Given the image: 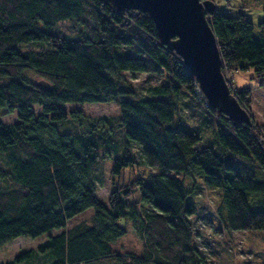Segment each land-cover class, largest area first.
<instances>
[{"label": "trees", "instance_id": "16d2710c", "mask_svg": "<svg viewBox=\"0 0 264 264\" xmlns=\"http://www.w3.org/2000/svg\"><path fill=\"white\" fill-rule=\"evenodd\" d=\"M209 1L222 73L252 67L264 84V7L255 36L243 9L231 8L229 0L221 7ZM134 72L147 73L153 83L145 94L124 75ZM227 83L246 109L251 89ZM197 87L181 57L160 41L147 12L118 9L112 0H0V151L14 180L0 188V245L64 227L68 218L93 209L87 224L50 234L36 249L0 264H32L39 255L43 264H209L194 242L187 207L197 187L185 179L193 173L222 188L228 230L264 229L263 142L252 121H232ZM95 102H116L119 111L89 117L65 108ZM14 111L17 121H2ZM211 116L213 142L191 126L207 124ZM62 120L78 128L60 131ZM115 127L136 142L142 162L183 176L138 173L112 182L107 201L99 200L106 154L114 155L111 176L138 163L129 145L118 154ZM136 189L139 199L128 201ZM125 218L141 242L138 253L114 248L126 231L118 220Z\"/></svg>", "mask_w": 264, "mask_h": 264}, {"label": "rangeland", "instance_id": "374dc122", "mask_svg": "<svg viewBox=\"0 0 264 264\" xmlns=\"http://www.w3.org/2000/svg\"><path fill=\"white\" fill-rule=\"evenodd\" d=\"M214 1L221 7L227 0ZM229 6L233 9H243L247 18L253 23L252 33L255 36L260 35L262 30L258 25V21L262 18L264 0H229ZM146 74L147 73L143 72H134L132 74L124 73L125 77L133 83L135 90L140 95L145 94L147 87L153 84L149 80H146L148 77ZM223 74L232 88L242 89L243 87H247L251 89L249 94L250 105L246 106L247 110H245L251 113L252 118H250L258 134V139L260 138L259 140L262 141L264 145V84H260V77L256 76L252 67L234 69L231 72L226 70ZM29 75L33 74L29 73ZM32 78L38 82L42 80L37 76H32ZM65 108L68 110L79 109L89 117L114 116L119 111L116 102L71 103L66 105ZM181 114L185 120L189 122V125L194 124L195 119L192 115H187L185 111H182ZM1 119L4 122H15L18 118L16 111H14L9 115L3 116ZM207 122V124L202 122L191 126L194 127L200 139L213 142L215 132L211 126L215 124L214 116H211L210 121ZM57 126L60 131H67L73 127L78 128L76 124L68 126L66 120L59 121ZM112 134L119 144L120 152L118 154L121 153L126 145H129L131 146L132 152L136 155L138 163L133 162L131 165L125 166L120 174L111 176L110 166L114 155L112 151L105 155L102 160L104 182L98 187L95 193L96 197L102 202L105 203L107 201L111 186L113 185L112 182L127 181L138 173L164 172L178 178L183 176L181 172L173 170L166 171L159 167L145 164L141 161L142 156L134 140L122 135L117 127L114 128V133L112 132ZM256 167L257 165L252 162L253 172L257 176H261L256 173ZM13 181L14 180L10 176V168L5 162L4 154L0 151V188L5 189L12 187L14 184ZM192 182H195L197 189L196 191L192 189L187 207L191 209L190 220L192 221V227L195 232L194 242L209 264H264V229L246 228L232 231L228 230L223 222L225 210L224 208H220L222 204V188L220 186L205 184L201 175L197 173H193L191 177L188 176L185 179V183L188 187L192 186ZM137 199H139V191L136 189L131 192L127 200L134 201ZM92 212V207H88L68 218L64 227L53 228L34 237L17 236L8 240L0 245V263L12 260L17 255L29 249H36L37 245L50 234H55L77 223L79 224L82 222L87 224ZM118 223L125 227L126 231L116 240L114 248L119 252L138 253L141 250V242L130 224V219H119ZM28 263L29 261L25 262V264Z\"/></svg>", "mask_w": 264, "mask_h": 264}, {"label": "water", "instance_id": "95a60500", "mask_svg": "<svg viewBox=\"0 0 264 264\" xmlns=\"http://www.w3.org/2000/svg\"><path fill=\"white\" fill-rule=\"evenodd\" d=\"M118 9L147 12L160 41L174 50L193 75L208 104L234 122L251 123L221 71V54L208 20L209 0H112ZM43 83L45 88L48 83Z\"/></svg>", "mask_w": 264, "mask_h": 264}, {"label": "crops", "instance_id": "0c3cea01", "mask_svg": "<svg viewBox=\"0 0 264 264\" xmlns=\"http://www.w3.org/2000/svg\"><path fill=\"white\" fill-rule=\"evenodd\" d=\"M60 232V231H59ZM58 233V232H57ZM57 233H55V234H57ZM37 256V255H36ZM43 262H44V256H42V255H39L38 257H36L35 259H34V261H33V263L32 264H43Z\"/></svg>", "mask_w": 264, "mask_h": 264}, {"label": "built area", "instance_id": "2783aa9c", "mask_svg": "<svg viewBox=\"0 0 264 264\" xmlns=\"http://www.w3.org/2000/svg\"><path fill=\"white\" fill-rule=\"evenodd\" d=\"M197 89H198L199 91H201L199 87H197ZM259 139H260V138H259ZM263 140H264V135H263Z\"/></svg>", "mask_w": 264, "mask_h": 264}]
</instances>
